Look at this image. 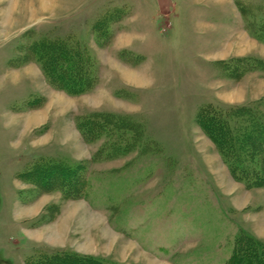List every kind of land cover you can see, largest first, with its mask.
<instances>
[{
  "label": "rangeland",
  "instance_id": "obj_1",
  "mask_svg": "<svg viewBox=\"0 0 264 264\" xmlns=\"http://www.w3.org/2000/svg\"><path fill=\"white\" fill-rule=\"evenodd\" d=\"M161 1L165 12H157L160 0H0V264L55 251L113 264H226L237 235L264 244V188L237 180L196 123L207 104L264 114V67L228 76L221 61L201 55L220 33L206 27L207 15L233 3L244 22L262 23L264 0ZM109 13L110 41L99 46L91 28ZM246 30L261 45L246 57L264 60V42ZM30 36L77 39L96 87L78 97L54 90L35 63H24L19 47ZM112 62L130 71L122 76ZM138 70L150 73L145 88L127 84L142 81L131 73ZM93 112L138 125L135 148L98 156L106 139L87 144L76 128ZM41 158L83 164L85 197L36 194L20 175Z\"/></svg>",
  "mask_w": 264,
  "mask_h": 264
},
{
  "label": "trees",
  "instance_id": "obj_2",
  "mask_svg": "<svg viewBox=\"0 0 264 264\" xmlns=\"http://www.w3.org/2000/svg\"><path fill=\"white\" fill-rule=\"evenodd\" d=\"M112 15L106 14L91 28V35H94L99 46H105L110 41L109 24L113 20ZM245 22L246 29L264 42V22L258 23L248 18ZM28 39L27 46L19 47L20 52L24 54V63H35L46 83L54 90L78 97L96 87L98 77L93 70L92 59L86 47L77 39L72 36H41L35 39L30 36ZM253 58H232L221 61L220 65L228 76H234L235 71L243 75L264 67V60ZM261 104L264 105V100L259 106ZM196 123L214 142L237 180L250 189L264 188V114L258 106L221 107L207 104L199 109ZM76 128L87 144L106 139L97 152V155L105 160L113 159L133 146L135 148L137 141L133 140V136L136 131L139 132V126L130 119L105 112H93L81 117L76 122ZM85 168L83 164L70 165L61 160L41 158L23 172L20 178L25 183L35 185L36 194L42 191H59L66 199H78L85 197L88 188L84 176ZM27 263L113 264L90 256L62 251L40 253ZM226 264H264V244L248 234L237 235L232 255Z\"/></svg>",
  "mask_w": 264,
  "mask_h": 264
},
{
  "label": "crops",
  "instance_id": "obj_3",
  "mask_svg": "<svg viewBox=\"0 0 264 264\" xmlns=\"http://www.w3.org/2000/svg\"><path fill=\"white\" fill-rule=\"evenodd\" d=\"M169 2L171 3L170 0ZM160 4L161 5L158 6L157 12H165L164 9H162L161 0H160ZM224 6L225 7L221 6L223 10L218 9L216 11V13H219V17L212 16V20H211V16L207 15L209 17V20L205 21L204 19V24H206V27L208 29L211 26L218 25L217 29L220 30V33L218 32L219 34L216 33V34H213V36L211 35L212 38L208 37L207 42H205L201 48L202 50L201 55L208 62L209 61L210 62H213V61L220 62V61L229 60L231 58L246 57L250 54L257 53V48L255 46L260 45L258 41L252 38L250 34L247 32L245 28V22L243 20L241 13L238 11L237 7L233 3L229 5L227 4ZM171 8H172V5L169 6V11H168L169 13L171 12ZM205 8L208 9L209 14H211V12H214V11H211L212 7L210 6H207ZM214 9H217V8H214ZM215 20H217V22ZM208 24L209 25L211 24V25L209 26ZM212 29H215V28H212ZM123 37L125 36L123 35ZM128 40L129 39L126 37L121 38V44H125ZM123 46L124 45H122V47ZM260 55L264 57L263 53H260ZM111 67L116 68L113 70H115L118 74L121 73L122 76H123V72L127 73L128 71H130L128 69L120 70V67H118L114 62H112ZM131 73H135L138 77L140 76L142 81H139L138 83H134L130 81V82H127V84L132 85L137 88H145L146 84L147 83L149 84L150 73H148L147 71L145 72V74H142L140 70L135 71V72L133 71ZM99 87H101V81L99 82Z\"/></svg>",
  "mask_w": 264,
  "mask_h": 264
},
{
  "label": "bare ground",
  "instance_id": "obj_4",
  "mask_svg": "<svg viewBox=\"0 0 264 264\" xmlns=\"http://www.w3.org/2000/svg\"><path fill=\"white\" fill-rule=\"evenodd\" d=\"M130 79L133 80V81H137V80H136V76H133V77H131Z\"/></svg>",
  "mask_w": 264,
  "mask_h": 264
}]
</instances>
